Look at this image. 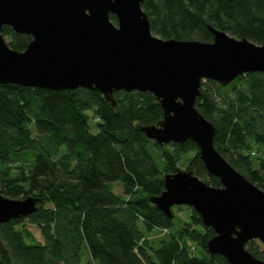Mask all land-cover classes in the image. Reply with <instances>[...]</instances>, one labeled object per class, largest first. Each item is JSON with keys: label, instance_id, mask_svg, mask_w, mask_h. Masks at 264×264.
I'll return each mask as SVG.
<instances>
[{"label": "trees", "instance_id": "obj_1", "mask_svg": "<svg viewBox=\"0 0 264 264\" xmlns=\"http://www.w3.org/2000/svg\"><path fill=\"white\" fill-rule=\"evenodd\" d=\"M142 8L161 39L212 42V26L264 43V0H144ZM111 19L117 24L115 16ZM2 34L18 52L32 41L8 26ZM202 86L196 107L217 129L216 149L264 190V159L251 154L255 146L264 149V74L240 76L227 87L212 80ZM114 98L115 107L101 93L83 88L0 85V192L40 201L30 217L1 226V264H81L85 244L88 264H229L221 255L211 260L207 242L215 232L196 211L190 208L189 224L173 234L175 213L169 218L151 202L183 160L188 171L222 186L206 170L198 145L161 147L141 131L163 119L152 93L119 91ZM29 225L40 229L43 242ZM158 229L170 235L156 245L149 234ZM246 249L264 261L263 243L251 241Z\"/></svg>", "mask_w": 264, "mask_h": 264}, {"label": "water", "instance_id": "obj_2", "mask_svg": "<svg viewBox=\"0 0 264 264\" xmlns=\"http://www.w3.org/2000/svg\"><path fill=\"white\" fill-rule=\"evenodd\" d=\"M144 0H0V85L53 91L88 89L113 107L114 93H152L163 109L156 125L142 127L163 147L193 141L213 187L192 171L165 176V190L151 202L173 218L175 206L196 211L215 235L207 251L229 264H264L246 249L264 244V190L247 180L216 149V127L197 109L203 83L227 87L240 76L264 74V43L235 38L209 26L212 42L161 39L153 34ZM111 16H115L117 24ZM8 26L32 37L13 50L2 34ZM39 199H11L0 192V228L38 211Z\"/></svg>", "mask_w": 264, "mask_h": 264}, {"label": "rangeland", "instance_id": "obj_3", "mask_svg": "<svg viewBox=\"0 0 264 264\" xmlns=\"http://www.w3.org/2000/svg\"><path fill=\"white\" fill-rule=\"evenodd\" d=\"M205 83H207V81ZM209 86L212 87L213 90L214 89L217 90L215 88V86H212V85H209ZM219 91L223 94V92L221 90H219ZM217 97H218V100L220 101L221 98L219 96H217ZM262 129L264 130L263 127H262ZM256 151H258L260 153H258ZM256 153H257V157H261V159H264V149L260 148L259 146H255L254 152H252L251 154H252V156H256ZM255 166L259 167V161L258 160L255 162ZM177 168L180 170L188 171L187 162L183 160L182 163L178 164ZM200 179L205 181V179H203V178H200ZM111 188L118 194L123 193L122 187L120 186L119 183H113L111 185ZM173 212L175 213L176 218H175V226H174V228L171 229V232L173 234H175V233L179 232L183 227H185L186 224H189L191 210H190V207L184 206L182 210H178L176 208L173 209ZM28 228L32 231V233L35 235V237L37 238L38 241L43 242V238L41 236L40 229L37 226L29 225ZM141 228L142 229L144 228L142 224H141ZM169 233L170 232L168 229H164L163 231L161 229H158V230H155L153 233L149 234L150 235L149 239L151 241H154L157 245L159 240L166 238L168 235H170ZM194 245L198 248V250H196L195 252H198L200 254L202 253L201 255H203L204 250L200 247V245L198 243H194ZM91 261H92L91 256L89 254L87 245L85 244L83 246V249H82V263L81 264H88ZM0 264H1V259H0ZM14 264H16V263H14Z\"/></svg>", "mask_w": 264, "mask_h": 264}, {"label": "built area", "instance_id": "obj_4", "mask_svg": "<svg viewBox=\"0 0 264 264\" xmlns=\"http://www.w3.org/2000/svg\"><path fill=\"white\" fill-rule=\"evenodd\" d=\"M192 248L194 249V247L192 246Z\"/></svg>", "mask_w": 264, "mask_h": 264}]
</instances>
